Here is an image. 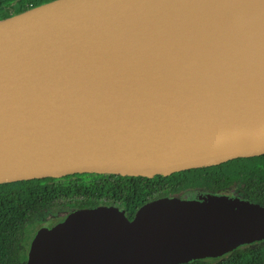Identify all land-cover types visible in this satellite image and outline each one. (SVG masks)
Masks as SVG:
<instances>
[{
	"label": "water",
	"instance_id": "1",
	"mask_svg": "<svg viewBox=\"0 0 264 264\" xmlns=\"http://www.w3.org/2000/svg\"><path fill=\"white\" fill-rule=\"evenodd\" d=\"M171 1L56 0L0 22V184L164 176L264 155V96H233L192 60L183 75L122 54L146 53L133 27L158 28L151 11ZM262 241L264 206L190 192L130 220L115 207L72 211L35 233L25 264H186Z\"/></svg>",
	"mask_w": 264,
	"mask_h": 264
},
{
	"label": "trees",
	"instance_id": "2",
	"mask_svg": "<svg viewBox=\"0 0 264 264\" xmlns=\"http://www.w3.org/2000/svg\"><path fill=\"white\" fill-rule=\"evenodd\" d=\"M56 0H0V22ZM264 206V155L193 168L164 176L74 174L0 184V264H25L37 217L55 208L75 210L116 205L127 219L146 203L186 193L221 195ZM115 207V208H116ZM186 264H264V241L240 246L220 258Z\"/></svg>",
	"mask_w": 264,
	"mask_h": 264
},
{
	"label": "bare ground",
	"instance_id": "3",
	"mask_svg": "<svg viewBox=\"0 0 264 264\" xmlns=\"http://www.w3.org/2000/svg\"><path fill=\"white\" fill-rule=\"evenodd\" d=\"M150 19L159 23L158 28L150 26L145 31L141 24L133 27L141 32L136 41L146 53L127 44L120 47L122 54L181 74L180 69L192 60L194 70L202 66L198 73L206 70L214 85L233 96H264V0H173L165 12L154 7ZM196 57L203 59L194 62ZM220 63L225 65L224 77L210 68ZM185 77L194 81L193 76ZM232 78L237 80L234 85Z\"/></svg>",
	"mask_w": 264,
	"mask_h": 264
},
{
	"label": "rangeland",
	"instance_id": "4",
	"mask_svg": "<svg viewBox=\"0 0 264 264\" xmlns=\"http://www.w3.org/2000/svg\"><path fill=\"white\" fill-rule=\"evenodd\" d=\"M112 206L116 207V205ZM66 212V210L55 208L49 212L42 213L39 217H37L33 224L32 230H34V235L39 229H48L54 224L58 223V221L60 220L59 217H61Z\"/></svg>",
	"mask_w": 264,
	"mask_h": 264
},
{
	"label": "flooded vegetation",
	"instance_id": "5",
	"mask_svg": "<svg viewBox=\"0 0 264 264\" xmlns=\"http://www.w3.org/2000/svg\"><path fill=\"white\" fill-rule=\"evenodd\" d=\"M32 240V239H31Z\"/></svg>",
	"mask_w": 264,
	"mask_h": 264
}]
</instances>
